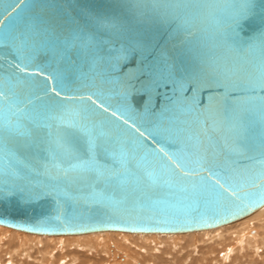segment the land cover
<instances>
[{
	"label": "water",
	"instance_id": "95a60500",
	"mask_svg": "<svg viewBox=\"0 0 264 264\" xmlns=\"http://www.w3.org/2000/svg\"><path fill=\"white\" fill-rule=\"evenodd\" d=\"M18 2L0 11L1 226L185 234L264 208V0ZM52 115L103 131L124 165L72 167L88 157L57 147Z\"/></svg>",
	"mask_w": 264,
	"mask_h": 264
},
{
	"label": "rangeland",
	"instance_id": "374dc122",
	"mask_svg": "<svg viewBox=\"0 0 264 264\" xmlns=\"http://www.w3.org/2000/svg\"><path fill=\"white\" fill-rule=\"evenodd\" d=\"M248 231L249 233L254 232L255 237L257 235L258 238L261 236V238L257 240L258 252H254L253 250L247 248V250H244L241 254L239 253L235 255V249H233V251L229 254V257H227V262H225V264H264V239L262 240L264 236L263 233H261L262 230L259 229L257 223L253 222L248 228ZM12 235V231H0V264H22V262L23 264H38L39 260L41 261L40 264H43L44 262L45 264H195L196 260L198 261V264H211V259L212 263L214 262L215 264L217 260L216 264H220L223 254L219 255V252L224 251L226 247L225 245H229L226 243L222 245L223 249H220L219 247L218 251L215 250L213 253H211V255H208L204 254V251H199L203 248L206 250L205 248H207L211 242L205 243L202 237L206 236L199 234H195L193 236L195 237L196 241H192L190 238L191 236L186 234H181V236L175 235L174 239L169 240H163L164 237L161 236L158 238L157 235L152 237L150 236L146 239L137 238L136 236H128L126 237L128 238L127 241H124V238H120V236L117 235H103L100 237L87 236L86 238L83 237L80 239L76 238L77 236H70L69 238H61L62 240L54 239L58 237H51L52 239L47 240V243L44 244L49 247L48 250L50 251V256L44 255L45 257H43L42 253H36L38 249L43 248V245L41 246V244L36 242L34 243L33 241H30V239H28L26 242L25 237L21 234ZM102 237H104V239ZM97 238H99L100 242L96 240ZM207 240L210 241L211 239L208 237ZM76 243H91L94 244L95 247L100 248L96 249L97 252H92L89 254L85 250H82L83 247H75ZM37 245H39V247ZM104 245L107 246L102 248L101 246ZM193 246H197L196 248H199V250L197 249V252H195V250H193L194 248H192ZM54 247L55 249L53 251ZM56 247H58V249H56ZM30 248L33 249L31 250ZM56 250H59V252ZM62 250L63 253H60ZM51 254L56 255L51 256ZM29 255L31 256L30 258L28 257ZM232 255L235 256L231 261V258L233 257ZM36 258L38 259L36 260ZM43 258L45 259L43 260ZM253 260L255 262H253Z\"/></svg>",
	"mask_w": 264,
	"mask_h": 264
},
{
	"label": "bare ground",
	"instance_id": "6f19581e",
	"mask_svg": "<svg viewBox=\"0 0 264 264\" xmlns=\"http://www.w3.org/2000/svg\"><path fill=\"white\" fill-rule=\"evenodd\" d=\"M257 223L258 224V227L259 229L262 230L261 233H263V236H264V208H262L260 211H258L257 213L241 220V221H238L236 222V224H230L229 226L226 225L224 226L225 228H216V229H211V230H205V231H200L199 233L198 232H193V233H185L186 235L188 236H191L190 238L192 239V241H196L195 237H193L195 234H199V235H202V236H206V237H202L204 239V242L205 243H210L211 244L205 248L206 250H204V248L202 250H200L199 252H202L204 251L203 253L204 254H208V255H211V253H213V251L219 249H223L222 245L224 244H229V245H225V249L224 251H221L219 252V255L220 254H223V258L220 260V264H225V262H227V257H229V254L233 251V249H235V255L237 254H241L244 250H247V248L253 250L254 252H258V245H257V240H259L261 238V236L258 238V235L255 237L254 236V232H251L249 233L248 231V228L250 227L251 223ZM254 225V224H253ZM228 226V227H227ZM227 227V228H226ZM6 230L9 231H12L13 232V235H16V234H21L22 236L25 237V240L27 242L28 239H30V241H33L34 243H38V244H41V246L43 245V248H40V249H36V253L37 254H40L42 253L43 257H45L44 255L46 256H50V251L48 250V246L47 245H44L47 243V240H51L52 238L51 237H56V236H46V235H35V234H29V233H25V232H21L19 233L20 231H17V230H13L10 228H7L4 227V226H1L0 225V231L2 232H6ZM255 230V229H254ZM16 231V232H15ZM260 233V234H261ZM27 234V235H26ZM2 235V234H1ZM9 235V234H8ZM7 235V236H8ZM12 235V236H13ZM105 236V235H117V236H120V238H124V241L128 238V236H136L137 238H143V239H146L148 237H152V236H155L157 235L158 238H160L159 236L161 237H164L163 240H169V239H174L175 238V235H179L181 236V234H147V233H138V234H134V233H126V232H100V233H92V234H87V235H76L75 237L76 238H83V237H87V236ZM16 237V236H15ZM58 238H54V239H61V238H69L70 236H57ZM177 237V236H176ZM209 237V239H211L210 241L207 240V238ZM2 238V237H1ZM7 238V237H5ZM104 239V237H102ZM116 238V237H115ZM133 238V237H132ZM135 238V237H134ZM206 238V240H205ZM118 239V238H117ZM264 239V237L262 238V240ZM62 240V239H61ZM63 240H66V239H63ZM92 240V239H91ZM97 241H99V238L96 239ZM121 240V239H120ZM150 240V239H149ZM161 240V239H160ZM228 240V241H227ZM56 241V240H55ZM148 241V239H147ZM173 241V240H172ZM191 241V242H192ZM0 242H1V239H0ZM58 242V241H56ZM65 242V241H63ZM86 242H91V241H86ZM100 242V241H99ZM102 242V241H101ZM149 242V241H148ZM165 242V241H164ZM50 243V242H49ZM130 243V242H129ZM263 243H264V240H263ZM24 244V243H23ZM97 244H100V243H97ZM259 244V242H258ZM102 245V244H101ZM260 245V244H259ZM263 245V244H262ZM261 245V246H262ZM39 247V245H37ZM50 246V245H49ZM83 247L82 250H85L86 252H88L89 254L92 253V252H97L96 249L97 248H100V247H95L94 244H91V243H76L75 247ZM107 246V245H106ZM105 245L104 246H101L102 248L106 247ZM7 247V246H6ZM23 247V246H22ZM197 246H193L192 248H194L193 250H195V252H197L196 250L199 248H196ZM206 247V246H204ZM16 248V247H15ZM31 250L33 248H30ZM29 249V250H30ZM35 249V248H34ZM55 247L53 248V251H54ZM56 249H58V247H56ZM40 250V251H39ZM146 250V249H145ZM154 250V249H153ZM28 251V250H26ZM25 251V252H26ZM57 251V250H56ZM29 252V251H28ZM59 252V250L57 251ZM63 253V250L60 251V253ZM65 252V251H64ZM103 252L105 253V251L103 250ZM3 253V252H2ZM194 253V252H193ZM190 254V253H189ZM20 255V254H19ZM52 255H56V254H51ZM234 255V256H235ZM39 256V255H38ZM95 256V255H94ZM233 256V255H232ZM234 256L231 258V261L233 260ZM29 258L31 257L30 255L28 256ZM56 257V256H55ZM54 258V257H53ZM32 259V258H31ZM38 258H36L37 260ZM45 258H43L44 260ZM64 259V258H63ZM186 260V259H185ZM46 261V260H45ZM50 261V260H49ZM64 261V260H63ZM40 260L38 261V264H40ZM186 262V261H185ZM217 262V260H216ZM215 262V264H216ZM253 262H255L253 260ZM64 263V262H63ZM192 263V262H191ZM196 263L198 264V261L196 260ZM195 263V264H196ZM211 264H214V262L212 263V259L210 261ZM23 264V262H22ZM45 264V262L43 263ZM48 264V263H47ZM65 264V263H64ZM182 264V263H181ZM190 264V263H189Z\"/></svg>",
	"mask_w": 264,
	"mask_h": 264
},
{
	"label": "snow or ice",
	"instance_id": "6c2138e0",
	"mask_svg": "<svg viewBox=\"0 0 264 264\" xmlns=\"http://www.w3.org/2000/svg\"><path fill=\"white\" fill-rule=\"evenodd\" d=\"M21 2V0H19ZM18 2V3H19ZM248 0H243L242 4H247ZM4 0H0V11H4L6 9H3ZM11 7L12 5L9 4ZM246 15L245 8L241 7L236 13V20L237 22L239 19H242ZM18 71L20 72H27L26 67H20L19 65H16ZM2 70V69H0ZM53 77H49V79H52ZM260 86L264 87V79L261 80ZM53 91H55L53 89ZM57 96L60 95V93H56ZM4 96V93L2 89H0V98ZM81 100H84L85 97H80ZM87 100L91 101L92 96H87ZM95 103V102H93ZM102 106V105H101ZM105 111H108L107 108L104 109ZM88 109L82 108L81 112L83 114H87ZM0 112H2V109H0ZM113 116L116 115L115 112L112 113ZM48 119L52 120H60L61 124L64 126V131L62 133H56L55 137V143L57 144V147L62 148L63 152L71 155L74 151L77 150V146H79L80 149L83 150L84 155L88 157L87 160H82L79 164L72 165V167H87L90 165H94L96 163V157L99 154L109 155L111 154L113 158H116V154L119 151L120 153V159L119 163L121 166L124 165V161L126 160L124 158L123 150L118 149L116 147H113L112 144L115 142L113 141L111 144L105 140V133L103 131H95L93 126H89L87 123H83L82 119L78 120L75 117L71 120L65 121L61 116L52 115L49 116ZM128 121L125 120V123ZM46 127H51V125H45ZM143 135V133H141ZM52 133H49V137L51 138ZM60 153H58L55 149L53 150V159H55ZM76 159H80L79 157H76ZM177 167H183L181 163H177ZM187 174V173H185ZM264 183V179L261 181ZM219 183V181H217ZM223 187V185H221ZM0 195H2V192H0Z\"/></svg>",
	"mask_w": 264,
	"mask_h": 264
}]
</instances>
